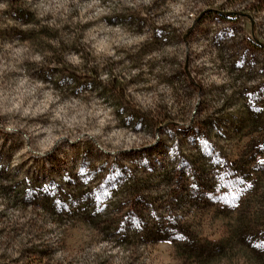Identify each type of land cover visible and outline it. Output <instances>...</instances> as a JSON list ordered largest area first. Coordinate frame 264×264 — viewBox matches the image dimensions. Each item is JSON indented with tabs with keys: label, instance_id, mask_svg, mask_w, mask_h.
Instances as JSON below:
<instances>
[{
	"label": "rangeland",
	"instance_id": "rangeland-1",
	"mask_svg": "<svg viewBox=\"0 0 264 264\" xmlns=\"http://www.w3.org/2000/svg\"><path fill=\"white\" fill-rule=\"evenodd\" d=\"M261 96L264 0H0V264H264Z\"/></svg>",
	"mask_w": 264,
	"mask_h": 264
},
{
	"label": "trees",
	"instance_id": "trees-1",
	"mask_svg": "<svg viewBox=\"0 0 264 264\" xmlns=\"http://www.w3.org/2000/svg\"><path fill=\"white\" fill-rule=\"evenodd\" d=\"M237 172L240 173L241 171H240V170H237ZM206 197H207V196H206ZM189 256H190V254H189ZM192 256H193V253H192L191 257H192Z\"/></svg>",
	"mask_w": 264,
	"mask_h": 264
},
{
	"label": "built area",
	"instance_id": "built-area-1",
	"mask_svg": "<svg viewBox=\"0 0 264 264\" xmlns=\"http://www.w3.org/2000/svg\"><path fill=\"white\" fill-rule=\"evenodd\" d=\"M260 100H264V96H261V97H260Z\"/></svg>",
	"mask_w": 264,
	"mask_h": 264
}]
</instances>
